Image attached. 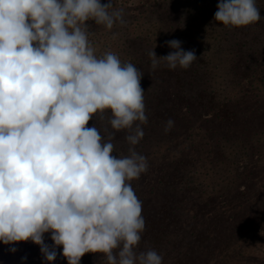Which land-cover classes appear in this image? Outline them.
Segmentation results:
<instances>
[{
  "label": "clouds",
  "instance_id": "9594fccd",
  "mask_svg": "<svg viewBox=\"0 0 264 264\" xmlns=\"http://www.w3.org/2000/svg\"><path fill=\"white\" fill-rule=\"evenodd\" d=\"M260 19L257 0H219L214 14L234 28ZM89 21L125 23L112 0H0V243L31 241L48 264L61 247L67 264L88 253L106 264H163L156 250H137L145 219L131 181L148 169L134 147L148 121L143 73L111 50L97 55ZM165 43L167 55L148 53L153 70L197 59L181 41ZM94 117L106 121L104 135L88 126ZM121 130L126 156L114 154Z\"/></svg>",
  "mask_w": 264,
  "mask_h": 264
},
{
  "label": "trees",
  "instance_id": "16d2710c",
  "mask_svg": "<svg viewBox=\"0 0 264 264\" xmlns=\"http://www.w3.org/2000/svg\"><path fill=\"white\" fill-rule=\"evenodd\" d=\"M112 2L126 27L89 21V40L98 55L111 50L143 73L148 121L134 147L148 169L131 181L145 219L137 250H156L163 264H264V0L260 21L241 28L214 20L219 0ZM170 40L197 59L187 69L161 62L153 70L148 53L167 55ZM93 123L104 135L106 121ZM127 134L115 132V155H128ZM44 240L53 243L50 233ZM56 251L52 264H67ZM0 264L48 262L27 241L0 243ZM80 264L106 260L88 253Z\"/></svg>",
  "mask_w": 264,
  "mask_h": 264
},
{
  "label": "rangeland",
  "instance_id": "374dc122",
  "mask_svg": "<svg viewBox=\"0 0 264 264\" xmlns=\"http://www.w3.org/2000/svg\"><path fill=\"white\" fill-rule=\"evenodd\" d=\"M142 1V0H141ZM145 1V0H144ZM148 1V0H147ZM121 2H125L126 3V5H131L132 6V8H135V7H137V6H139V2H140V0H121ZM120 2V3H121ZM124 27H126V26H119V28H124ZM94 47H95V49H96V54L98 55V53H99V47L97 46V45H93Z\"/></svg>",
  "mask_w": 264,
  "mask_h": 264
}]
</instances>
